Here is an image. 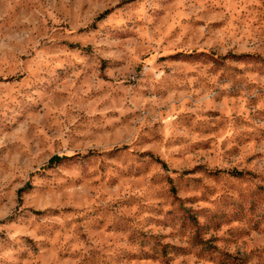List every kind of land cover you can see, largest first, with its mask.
<instances>
[{
  "label": "rangeland",
  "instance_id": "374dc122",
  "mask_svg": "<svg viewBox=\"0 0 264 264\" xmlns=\"http://www.w3.org/2000/svg\"><path fill=\"white\" fill-rule=\"evenodd\" d=\"M0 264H264V0H0Z\"/></svg>",
  "mask_w": 264,
  "mask_h": 264
},
{
  "label": "trees",
  "instance_id": "16d2710c",
  "mask_svg": "<svg viewBox=\"0 0 264 264\" xmlns=\"http://www.w3.org/2000/svg\"><path fill=\"white\" fill-rule=\"evenodd\" d=\"M63 157L61 156H58V155H54L52 156L49 160H48V165L52 164V163H55V162H58L59 160H61Z\"/></svg>",
  "mask_w": 264,
  "mask_h": 264
}]
</instances>
